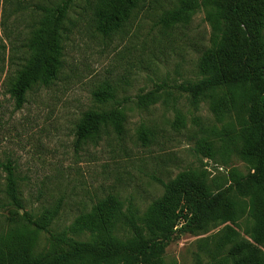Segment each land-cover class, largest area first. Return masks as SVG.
<instances>
[{
    "label": "rangeland",
    "instance_id": "obj_1",
    "mask_svg": "<svg viewBox=\"0 0 264 264\" xmlns=\"http://www.w3.org/2000/svg\"><path fill=\"white\" fill-rule=\"evenodd\" d=\"M56 1L0 0V230L7 227L10 209L4 196L7 162L16 168L25 204L19 213L38 216L59 205L56 232L110 194L121 199L124 210L132 203L143 212L163 195V183L180 174L202 178L237 207L246 206L252 192L249 166L236 155L217 153L229 124L240 128L241 112L222 120L212 110L213 92L194 106L176 88L200 79L198 58L211 37L204 11L188 27L171 32L160 28L156 13H140L123 32L103 36L87 1L78 0L67 24L57 79L34 86L18 109L10 90L30 56L28 43L41 17L36 6ZM108 86L126 108L125 133L119 137L111 131L77 146L75 131L84 113L116 106L94 97ZM152 91H158L159 100L140 107L138 96ZM144 132L146 140L141 139ZM206 142L213 144L209 153L215 158L199 152ZM184 224L181 220L168 240L164 264H235L239 243L253 246L264 262V243L251 238L255 223L249 215L200 229ZM48 244L49 235L38 234L37 250ZM249 255H240L243 263L254 262Z\"/></svg>",
    "mask_w": 264,
    "mask_h": 264
},
{
    "label": "trees",
    "instance_id": "obj_2",
    "mask_svg": "<svg viewBox=\"0 0 264 264\" xmlns=\"http://www.w3.org/2000/svg\"><path fill=\"white\" fill-rule=\"evenodd\" d=\"M92 11L96 31L103 36L123 32L140 13H156L160 28L171 32L188 27L200 10L211 26L209 47L197 62L200 79L179 84L192 105L210 95L212 110L222 120L241 112L240 128L229 124L221 135L217 153L225 158L238 156L249 166L247 185L252 189L246 206L237 207L231 197L214 189L202 178L180 174L163 183L164 193L141 212L118 196L107 195L92 209L80 215L67 228L53 227L60 206L45 208L38 216L23 211L16 168L3 165L6 172L4 196L10 206L7 227L0 230V264H164L168 240L184 220L185 228H203L208 223L236 222L249 215L254 220L251 238L264 243V0H86ZM78 0H57L38 5L40 20L28 43L30 56L17 71L10 93L21 108L34 86H48L57 79L63 65V41L71 24L70 13ZM222 92V93H221ZM101 104H116L104 110H90L75 131V143L82 146L113 131L121 137L128 121L126 108L116 99V92L106 87L94 94ZM159 100L158 91L138 96L140 107ZM147 139L146 132L141 135ZM213 144L206 142L199 152L209 153ZM241 186V182L237 181ZM49 235V244L37 250V236ZM219 249V247H218ZM235 264H264L256 249L236 244ZM248 252L254 262H242ZM249 255V256H250ZM222 264H229L224 261Z\"/></svg>",
    "mask_w": 264,
    "mask_h": 264
}]
</instances>
